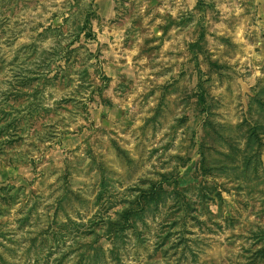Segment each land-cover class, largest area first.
<instances>
[{"label":"rangeland","instance_id":"374dc122","mask_svg":"<svg viewBox=\"0 0 264 264\" xmlns=\"http://www.w3.org/2000/svg\"><path fill=\"white\" fill-rule=\"evenodd\" d=\"M0 264H264V0H0Z\"/></svg>","mask_w":264,"mask_h":264}]
</instances>
